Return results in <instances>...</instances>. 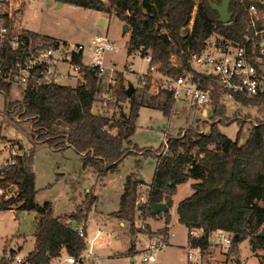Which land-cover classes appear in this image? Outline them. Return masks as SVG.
<instances>
[{
  "label": "trees",
  "instance_id": "trees-1",
  "mask_svg": "<svg viewBox=\"0 0 264 264\" xmlns=\"http://www.w3.org/2000/svg\"><path fill=\"white\" fill-rule=\"evenodd\" d=\"M56 1L117 16L130 30L129 51H140L142 57L151 55L149 68L130 97L127 95L129 81L122 73L117 75L115 85L107 87L104 77L96 69L83 64V79L76 86L44 84L37 90L27 91L21 101L6 102V113L11 119L12 113L19 108L17 114L30 123L29 136L34 145L43 142L56 151L73 148L79 153L83 167L92 168L99 178L117 171L121 162L132 154L131 137L142 107L161 110L167 116L175 113L177 100L156 73L168 77L190 75L201 88L216 87L217 77L213 73L192 66L193 55L204 53L208 41L217 36L223 37V44L236 45L243 44L246 36L253 37L255 27L247 10L251 2H257L260 10L257 28H261L264 19V4L258 0H231L233 18L229 23L219 20L220 16L209 0ZM212 1L221 4L223 0ZM28 33L35 40L46 43L55 40L32 31ZM252 45L249 41V50ZM75 60L82 64L81 58ZM259 68L264 76V60L259 63ZM0 88L7 94L11 91L9 85L0 84ZM101 93L116 97L114 104L118 111L108 115L94 109ZM236 101L264 113V90L251 96L237 95ZM124 103H129L128 111H125ZM211 106L215 121L208 131H201L203 121H199L185 132L180 131L178 136L167 137L163 148L147 151L156 159V167L146 201H138L145 182L137 173L130 174L125 180L119 208L111 216L128 225L132 235L138 233L140 217L163 215L166 227H169L174 195L181 185L192 180V193L177 205L179 222L188 231L200 230L198 235L188 233L189 246L199 248L201 254L208 253L214 246L212 234L226 231L232 236L230 253L239 259L240 244L246 239L252 240L256 247L264 248V237L260 235L264 225V119L251 123L247 140L240 143L242 126L236 139L219 128L220 123L228 120L232 123L233 119H228V105L222 102L216 89L212 91ZM20 148L23 150L22 146ZM14 158V163L0 169V188L4 189L0 195V209L36 213L35 247L27 255L28 261L30 264H50L53 258L62 255L63 250L81 260L88 246L86 229L84 227L85 233L80 235L79 230H73L72 221L78 225L86 221L93 203L90 202L86 209L77 208L70 214L55 216L51 202L40 204L37 201L36 172L32 166L34 148ZM9 188L14 192L6 198ZM157 202L167 203L170 210L153 213V205ZM167 231L168 228L166 234ZM20 251L21 247L9 252ZM135 252L133 243L128 254ZM254 255L260 264H264V255L256 252ZM0 264H11L6 253L0 254Z\"/></svg>",
  "mask_w": 264,
  "mask_h": 264
},
{
  "label": "rangeland",
  "instance_id": "rangeland-1",
  "mask_svg": "<svg viewBox=\"0 0 264 264\" xmlns=\"http://www.w3.org/2000/svg\"><path fill=\"white\" fill-rule=\"evenodd\" d=\"M17 1L22 8L19 20L27 32L38 33L50 40L61 39L86 45L95 35L108 34L120 47V52L109 54L110 58L119 60L118 75L122 73L135 87L140 85V78L147 72L149 62L138 51H129L130 30L124 32V26L127 24L120 18L71 3L59 6L56 0ZM100 17L106 18V27L97 24ZM201 68L197 66V69ZM155 76L160 74L156 73ZM107 78H109L108 75L105 79ZM59 83L76 86L79 81L75 78H64L60 79ZM21 95V90L15 87L8 94L0 91V149H2L0 161L4 155L8 154L11 147L17 148L22 154L34 148L32 166L36 172L37 201L40 204L51 202L55 216L70 214L77 208L86 209L90 202L93 203L87 221L89 236L87 249L83 252L82 259H77L76 263L72 264H239V261L241 264L245 261L248 264H260L254 253L264 255V248L255 246V251H252L250 240L246 239L240 244L241 252L238 259L230 253V249H225L219 244V234L216 232L212 234L214 246L210 252L201 254L194 249V257L189 258L191 249L188 244L189 231L177 220V204L192 193L191 186L186 183L180 186L173 198L174 203L170 210L173 229L166 227V217L163 215L158 216L165 220L161 226H157L158 223L154 222L158 217L147 219L140 217L137 222L140 231L135 234L137 235L135 242H133L135 235L130 233L128 225L125 227L127 244H122V239L115 240L125 255L110 257L106 249H98L94 244L91 245V237L96 235L100 227L96 219L98 214L100 212L111 214L119 208L120 195L128 175L137 173L145 181V186L140 188L138 201L140 203L146 201L148 189L146 186L152 182L156 167V159L147 151L163 148L167 137H176L180 131L185 132L188 127L196 126L199 121H203L200 124L201 131H208L210 124L215 121L212 119L211 103L199 107L190 101L177 100L174 105L175 113L171 116L165 115L158 109L142 107L137 118L136 131L131 137L132 154L121 162L117 171L105 178H99L92 168L83 167L79 153L73 148L56 151L43 142H38L36 145L32 143L29 136L30 123L17 114L19 108L12 113L13 119L6 113V102L21 101ZM114 102H116L114 95L101 93L94 104V109L111 115L114 111H118ZM123 107L125 111H128L129 103H124ZM226 115L228 119H233V122L229 123L228 120L226 123H220L219 128L230 138L236 139L242 126L239 135L240 143L247 140L251 123L264 119L263 112L253 106L242 105L236 100H232V105L227 106ZM239 120L244 122L240 124ZM6 192V198H9L13 195L14 189L9 188ZM84 222L85 220L81 222L80 228ZM166 228H168L167 234ZM35 229L36 213L34 211L0 209V254H8L11 249L21 247L20 253L28 255L35 246ZM172 232L174 235L170 237L169 243ZM110 236L113 237L114 234ZM162 237L166 239L167 246L153 252L155 261H144L143 257L147 253L149 244ZM133 243H135L136 252L129 255L128 251ZM68 256L67 253L63 254L53 264H71L66 262ZM131 256L135 258V261H132Z\"/></svg>",
  "mask_w": 264,
  "mask_h": 264
},
{
  "label": "built area",
  "instance_id": "built-area-1",
  "mask_svg": "<svg viewBox=\"0 0 264 264\" xmlns=\"http://www.w3.org/2000/svg\"><path fill=\"white\" fill-rule=\"evenodd\" d=\"M258 1L264 4V0ZM21 10L17 0H0V84L9 85L11 89L19 88L22 99L27 91L37 90L44 84L59 83V80L64 78H75L78 81L83 79V64L96 69L104 79L108 75L109 78L105 79L107 87L116 84L120 71L117 68L119 60L110 58L109 54L120 52V47L108 34L95 35L88 45L61 39L52 43L35 40L22 27L19 20ZM247 10L251 16V24L255 27L253 37L246 36L243 44L236 45L223 44V37L217 36L208 41L204 53L194 54L191 59L194 68L202 67L198 70L213 73L217 77L216 87L201 88L190 75L177 77L160 75L163 86L172 90L176 100L190 101L195 106L204 107L211 103L212 91L216 89L221 94L222 101L230 106L237 95L251 96L264 90V76L259 68V63L264 60V19L261 28H257L256 22L261 18L257 2H251ZM249 41L253 42L251 50L247 46ZM75 58H81L82 64ZM144 59L150 62L151 55L147 54ZM152 69L155 70L154 67ZM0 91L3 90L0 88ZM18 154H20L18 149L11 147L0 161V169L14 163V157ZM3 190L0 188V193L4 192ZM84 227L85 222L82 228H78L82 236L85 233ZM189 232L198 235L200 230L193 228ZM216 233L219 234V244L229 249L232 236L226 231ZM166 246L164 237L152 241L143 260L155 261L153 252ZM190 248L191 259L194 257L193 250L200 252V249ZM7 259L11 264H30L27 255L20 252H8ZM66 260L69 263L77 261L73 255H69Z\"/></svg>",
  "mask_w": 264,
  "mask_h": 264
},
{
  "label": "crops",
  "instance_id": "crops-1",
  "mask_svg": "<svg viewBox=\"0 0 264 264\" xmlns=\"http://www.w3.org/2000/svg\"><path fill=\"white\" fill-rule=\"evenodd\" d=\"M188 184L191 186L192 180H190L186 183V185H188ZM143 186H145V185H143ZM148 186L149 185H147L146 187L148 188ZM191 188H192V186H191ZM122 193H123V191H122ZM120 197H121V195H120ZM119 205H120V200H119ZM96 219H97V222L100 223V227H99L96 235L91 237L92 238L91 245L94 244L95 248H98V249H106L107 252H109L108 255L110 257H121V256L125 255V252H123L121 250V248L118 247L117 243H115V240L122 239V244H125V243L127 244V242H126L127 230L125 229L126 224L122 220H120L119 218L111 216V214H104L102 212H100L98 214V218H96ZM177 220L179 221L178 213H177ZM87 221H88V219L85 221L86 233H87ZM154 222L158 223L157 226H161L162 224L165 223V220L162 217H158V219H156ZM169 227L172 228L171 222L169 223ZM78 228H80V225H78ZM103 234H105L107 236L104 237V236H102ZM111 234H114V236L113 237L110 236ZM172 235H174L173 232L169 236V243H170V237ZM87 239H89L88 233H87ZM65 253H66V251L63 250L62 255ZM61 256L53 258L51 260L50 264H53V262L55 260L61 258ZM131 259H132V261H135V258L132 256H131ZM66 262H67V260H66ZM244 264H248V262L245 261Z\"/></svg>",
  "mask_w": 264,
  "mask_h": 264
},
{
  "label": "water",
  "instance_id": "water-1",
  "mask_svg": "<svg viewBox=\"0 0 264 264\" xmlns=\"http://www.w3.org/2000/svg\"><path fill=\"white\" fill-rule=\"evenodd\" d=\"M209 3L212 7L213 10L217 11L220 18L219 20L222 23H229L231 22L233 18V13L230 10V5H231V0H223L221 4L214 3L212 0H209ZM62 2H59V6L62 5ZM98 25L106 27L107 26V20L105 17H101L99 21L97 22ZM129 28L127 26H124V32H127ZM135 90V86L132 82L128 83V88H127V95L130 97L132 93ZM170 207L168 206L167 203L165 202H157L153 205V213L157 214L159 212H166L169 211ZM72 228L74 231H78V223L73 220L72 221ZM139 231V227L137 228ZM260 235L264 237V225L262 226L260 230ZM137 235L133 237V242L136 241ZM250 243L252 245V251H255V245L253 244V241L250 240Z\"/></svg>",
  "mask_w": 264,
  "mask_h": 264
}]
</instances>
